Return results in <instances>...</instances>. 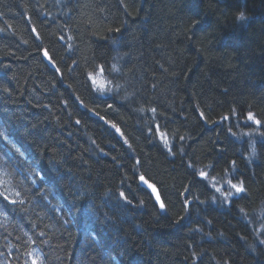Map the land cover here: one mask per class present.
I'll return each mask as SVG.
<instances>
[{"label": "trees", "instance_id": "trees-1", "mask_svg": "<svg viewBox=\"0 0 264 264\" xmlns=\"http://www.w3.org/2000/svg\"><path fill=\"white\" fill-rule=\"evenodd\" d=\"M0 129V264H264V0H0Z\"/></svg>", "mask_w": 264, "mask_h": 264}, {"label": "snow or ice", "instance_id": "snow-or-ice-1", "mask_svg": "<svg viewBox=\"0 0 264 264\" xmlns=\"http://www.w3.org/2000/svg\"><path fill=\"white\" fill-rule=\"evenodd\" d=\"M236 18H237L238 21H244V20L247 19L243 11L239 12ZM44 56L48 57L47 51L44 52ZM113 70L114 71L116 70L115 67L113 68ZM57 71H59V69H57ZM89 79H93L92 76H89ZM93 83H95V80H93ZM153 111H155V110L153 109ZM248 119L249 120H253L254 119L251 113L249 114ZM77 123H79V121H77ZM256 123L259 124L260 121H256ZM113 127H115V125H113ZM116 130H117V132L120 131L118 128ZM125 143H127V141H125ZM165 146H167L166 137H165ZM199 175L202 178H207L208 173H205V172L202 171V172L199 173ZM139 179H140V181H141V183L143 185H147V187L152 190L153 194H155V198H156L157 202L159 203V207L162 210L165 209V204L161 201V198H160V196H159V194L157 192L156 187L153 184L149 183V181L147 179H145V177L143 175H141ZM228 183L230 184V187L235 190V193H243L245 191V189L243 188L242 185L232 184L230 181ZM216 191L220 192L221 190H220V188H216ZM17 195H19V193H17ZM233 195H234V193L231 192V191L227 193V196H233ZM227 196L225 197V199H227ZM3 198L5 200H8V196H4ZM119 198L121 200H123L125 203H130V201L128 200V197H127L125 192H121L119 194ZM9 202L13 203V204L17 203V201H15V200H12V201H9ZM20 202L22 203V201H20ZM185 203L187 204V200L185 201ZM241 212H243V209H241ZM261 243H264V240H262ZM33 264H35V261L33 262Z\"/></svg>", "mask_w": 264, "mask_h": 264}, {"label": "rangeland", "instance_id": "rangeland-1", "mask_svg": "<svg viewBox=\"0 0 264 264\" xmlns=\"http://www.w3.org/2000/svg\"><path fill=\"white\" fill-rule=\"evenodd\" d=\"M249 116V115H248ZM254 118V117H253ZM249 120V119H248ZM249 121H251L252 123H254L255 125H259V124H257L256 123V121L257 120H255V119H253V120H249ZM0 138L5 142V143H8V145H10V147H11V152H16V153H20V150H18L17 149V147L13 144V142L9 139V137L8 136H6L5 135V133L3 132V131H1V129H0ZM0 180H1V177H0ZM1 182V184L4 186L6 183H7V181H6V178L4 179V176H2V180L0 181ZM212 184H214V186L216 187V188H220V190L221 191H227V192H235V190L234 189H232L231 187H230V185H227V186H221V185H216L213 181H212ZM4 187H6V186H4ZM7 191H8V188H7ZM34 255H32L31 256V259H32V263L35 261V258L33 257Z\"/></svg>", "mask_w": 264, "mask_h": 264}, {"label": "water", "instance_id": "water-1", "mask_svg": "<svg viewBox=\"0 0 264 264\" xmlns=\"http://www.w3.org/2000/svg\"><path fill=\"white\" fill-rule=\"evenodd\" d=\"M140 182H141V181H140ZM141 184H142V183H141ZM142 186L145 187V188H146V189H147V190L153 195V197L155 198V194H153L152 190H151L150 188H148L147 185H143V184H142ZM157 192H158V191H157ZM155 200H156V198H155ZM156 201H157V200H156ZM157 203H158V202H157Z\"/></svg>", "mask_w": 264, "mask_h": 264}, {"label": "bare ground", "instance_id": "bare-ground-1", "mask_svg": "<svg viewBox=\"0 0 264 264\" xmlns=\"http://www.w3.org/2000/svg\"><path fill=\"white\" fill-rule=\"evenodd\" d=\"M17 149L19 150V147H17ZM2 176H4V179H5V174H4V172H1V173H0L1 180H2ZM1 180H0V181H1Z\"/></svg>", "mask_w": 264, "mask_h": 264}]
</instances>
